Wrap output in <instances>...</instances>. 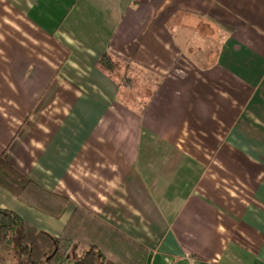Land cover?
Instances as JSON below:
<instances>
[{
	"label": "crops",
	"instance_id": "obj_1",
	"mask_svg": "<svg viewBox=\"0 0 264 264\" xmlns=\"http://www.w3.org/2000/svg\"><path fill=\"white\" fill-rule=\"evenodd\" d=\"M3 152L71 199L0 186L54 237L84 207L146 264H264V0H0Z\"/></svg>",
	"mask_w": 264,
	"mask_h": 264
},
{
	"label": "trees",
	"instance_id": "obj_2",
	"mask_svg": "<svg viewBox=\"0 0 264 264\" xmlns=\"http://www.w3.org/2000/svg\"><path fill=\"white\" fill-rule=\"evenodd\" d=\"M101 63L106 68L113 65L106 55ZM5 155L0 153V186L27 206L60 219L71 199L46 190ZM109 252L119 257L118 264H146L150 250L84 207H76L60 237L0 209V264H103Z\"/></svg>",
	"mask_w": 264,
	"mask_h": 264
},
{
	"label": "rangeland",
	"instance_id": "obj_3",
	"mask_svg": "<svg viewBox=\"0 0 264 264\" xmlns=\"http://www.w3.org/2000/svg\"><path fill=\"white\" fill-rule=\"evenodd\" d=\"M120 72L122 73V71H121V70H120ZM116 73H117V72H116ZM119 76H120V80H124V79H122V75H119ZM139 90H140V89H139L138 87L135 89V91H136V96H137V97H139V96H140V94H139ZM136 96H135V97H136ZM128 99H129V98H128ZM128 99H127V98H124L125 102H128V103H130V102H131V100H130V99L128 100Z\"/></svg>",
	"mask_w": 264,
	"mask_h": 264
}]
</instances>
